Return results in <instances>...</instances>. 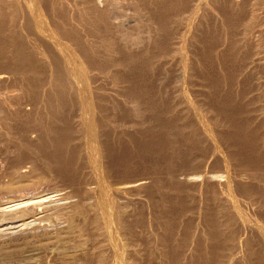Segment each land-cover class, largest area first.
I'll use <instances>...</instances> for the list:
<instances>
[{"label":"rangeland","instance_id":"rangeland-1","mask_svg":"<svg viewBox=\"0 0 264 264\" xmlns=\"http://www.w3.org/2000/svg\"><path fill=\"white\" fill-rule=\"evenodd\" d=\"M33 197L0 264H264V0H0V223Z\"/></svg>","mask_w":264,"mask_h":264},{"label":"bare ground","instance_id":"bare-ground-1","mask_svg":"<svg viewBox=\"0 0 264 264\" xmlns=\"http://www.w3.org/2000/svg\"><path fill=\"white\" fill-rule=\"evenodd\" d=\"M198 1H201V0H198ZM40 32V31H39ZM38 32V33H39ZM43 33H45V31H43ZM43 33H41L42 35H43ZM40 34V33H39ZM48 34V33H47ZM43 36H45V35H43ZM48 37V36H47ZM51 37H49L48 39H50ZM52 39V38H51ZM51 41V40H50ZM52 41H53V43L55 44V42H54V40L52 39ZM56 45V44H55ZM56 47H58V49L62 52V54H63V56H64V59H65V61H66V63H67V65L69 66V70H70V73L75 77V79L77 80V77H78V75H79V73H80V69H79V66H78V63L69 55V53H68V51L65 49V48H63V47H61V46H57L56 45ZM84 86V85H83ZM85 87V86H84ZM81 90H83V89H85V88H83L82 86H81ZM196 116H197V121H199L200 123H201V125H203L202 126V128L204 127L205 128V132L206 133H209V131H210V128H209V125L207 124V122L205 121V119L201 116V114L200 113H198V114H196ZM79 118V117H78ZM80 118H82V120L81 121H83V116L81 117L80 116ZM79 120V119H78ZM78 120H77V122H78ZM80 122V121H79ZM85 122V121H84ZM82 123V122H81ZM80 123V124H81ZM200 123H198V124H200ZM85 124L86 125H88L87 126V128H84V129H86L85 130V133H87V134H84V135H87V137L85 136V138H88V140L85 142V143H87L88 142V147L85 149L87 152H85L86 153V160H87V164L88 165H85L86 167L88 166V169L91 171V172H89V170L86 168V170H88L87 171V173H92L93 174V176H92V180H93V183H95V186H96V189H95V191L93 190V192L92 191H90V192H92L91 194H84L83 196H82V198L80 199L81 201L83 200V202H82V204L81 205H83V206H87L88 205V209H90V207H89V205L90 204H95L94 205V207L95 208H91L92 209V212H93V214L94 213H98V215H99V217H97L95 220H98V221H100L99 220V218L101 217V226H103L105 229L107 228V230H108V228H109V236H110V240H112L111 242H113L114 243V248H116V249H118V250H116V252L117 251H119L120 252V254H122V250H123V248H122V246L120 245V243H119V241H118V239H117V235H116V233H115V231L114 230H112L111 228H110V222H108L106 219H105V216H106V213H107V211H108V209H109V207H110V205H111V199H110V185L106 182V178H105V173L103 172V167H104V165H103V161H102V158L100 157V151L98 150V146H97V144H95L94 143V141H93V139H92V134H93V132H92V130H91V128L93 127L92 126V122H90V121H86L85 122ZM82 125H83V123H82ZM204 130V129H203ZM87 131V132H86ZM251 142V141H250ZM90 143V144H89ZM252 143V142H251ZM253 144V143H252ZM86 145V144H85ZM83 146V145H82ZM83 149H84V147H83ZM84 151V150H83ZM55 152V151H54ZM54 152L52 153V154H54ZM62 152V151H61ZM64 152V151H63ZM66 152V151H65ZM253 152H254V149H253ZM47 153V152H46ZM57 153H59V152H57ZM84 153V154H85ZM83 154V153H82ZM55 155V154H54ZM64 155V154H63ZM63 155H62V157H63ZM53 156V155H52ZM57 156V155H56ZM48 157V156H47ZM50 157V156H49ZM59 158V157H58ZM50 159V158H49ZM52 159H54V156H53V158ZM60 159V158H59ZM46 160V159H45ZM61 160H64V161H66V159H61ZM50 161H52V160H50ZM58 161V160H57ZM56 161V163L57 164H61V165H66V163L65 164H63V161H59V162H57ZM47 162V161H46ZM53 162H55V161H53ZM67 162H68V160H67ZM86 162V161H85ZM69 163V162H68ZM68 163H67V165H68ZM49 164V163H48ZM51 164V163H50ZM54 164V163H53ZM56 164V165H57ZM89 176V175H88ZM91 178V177H90ZM89 178V179H90ZM139 179V178H138ZM145 178H140L139 180H138V183L137 184H140V183H143L145 180H144ZM136 184V185H137ZM128 186H131V185H124V182H121V183H119V185H117V189H118V191H120V193H122L121 191H124V189L127 187L128 188ZM125 187V188H124ZM116 191V190H115ZM64 193V192H63ZM124 193V192H123ZM60 194V193H59ZM124 195V194H123ZM41 196V195H40ZM43 196V195H42ZM46 195H44V197H45ZM48 196V195H47ZM49 197H51V196H49ZM64 197V196H63ZM71 197V196H70ZM69 197V198H70ZM39 198H41V197H39ZM46 198H48V197H46ZM60 198V197H59ZM66 198V197H65ZM73 198V197H72ZM34 199V197L31 199H29L28 198V200H26V201H23L25 204H20V202L19 203H14L15 205H20L21 206V208H20V211H19V213L18 214H21V216L22 215H25V214H29L27 217H24V218H22V219H20L18 222H10V223H8V222H2V223H0V232H4V235H5V231H9V232H12L13 231V229H20V228H23L24 226H27L28 224H32L31 222L33 221V220H35L36 219V217L38 218L39 216H36L38 213L40 214V211H37L38 209H40V207L37 209V204H41V203H43V198L42 199H37V197H36V199L37 200H33ZM45 199V198H44ZM62 199V198H61ZM64 199V198H63ZM68 199V198H67ZM50 201H51V199H49ZM73 201H74V199H73ZM48 202V201H47ZM46 202V203H47ZM65 202V201H64ZM64 202H63V204H64ZM68 202H69V200H68ZM22 203V202H21ZM35 203H37L36 205H35ZM44 203H45V201H44ZM49 203V202H48ZM47 203V204H48ZM60 203V202H59ZM65 203H67V202H65ZM70 203V202H69ZM75 203V202H74ZM77 203V202H76ZM80 203V202H79ZM47 204H46V206H47ZM50 204V203H49ZM12 205V204H11ZM15 205H13V207L15 206ZM42 205V204H41ZM40 205V206H41ZM43 205H45V204H43ZM51 205V204H50ZM49 205V206H50ZM60 205H61V203H60ZM71 205V204H70ZM75 205V204H74ZM93 205H91V206H93ZM45 206V207H46ZM58 206V205H57ZM57 206L55 207V208H57ZM66 206V205H65ZM69 206V205H68ZM77 206H79V205H76V207ZM10 207V206H9ZM64 207V206H63ZM74 207V206H73ZM16 209L18 208L17 206L15 207ZM43 208H44V206H43ZM65 208H67V206L65 207ZM70 208V207H69ZM78 208V207H77ZM77 208H76V210H77ZM81 208V207H80ZM87 208V207H86ZM4 209V208H3ZM6 209V208H5ZM11 209V208H10ZM14 209V208H13ZM59 209V208H58ZM83 209V208H82ZM93 209H96V211L94 210L93 211ZM43 210V209H42ZM46 210V209H45ZM53 210V209H52ZM56 210V209H55ZM55 210H53V211H55ZM78 210H80V209H78ZM85 210H87V209H85ZM89 211V210H88ZM45 212V211H44ZM81 212H83L82 210H81ZM14 213V212H13ZM43 213V212H42ZM97 213H96V215H97ZM38 214V215H39ZM47 214V213H46ZM45 214V215H46ZM53 214V213H52ZM78 214H80V213H78ZM44 215V214H43ZM95 215V214H94ZM97 215V216H98ZM42 216V215H41ZM40 216V217H41ZM47 216V215H46ZM96 217V216H95ZM44 218V217H43ZM47 218V217H46ZM49 218V217H48ZM2 219V218H1ZM4 219V218H3ZM10 221V220H9ZM11 230V231H10ZM7 233V232H6ZM106 233V232H105ZM2 235V234H1ZM3 236V235H2ZM1 236V237H2ZM108 236V235H107ZM105 238H106V236H105ZM108 238V237H107ZM106 238V239H107ZM109 239V238H108ZM113 243H112V245H113ZM119 254V253H118ZM117 254V255H118ZM119 256H121V255H119Z\"/></svg>","mask_w":264,"mask_h":264}]
</instances>
